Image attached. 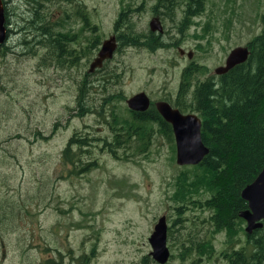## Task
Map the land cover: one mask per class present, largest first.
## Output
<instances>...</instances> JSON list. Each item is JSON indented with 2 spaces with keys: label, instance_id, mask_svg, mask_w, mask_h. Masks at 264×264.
Masks as SVG:
<instances>
[{
  "label": "rangeland",
  "instance_id": "1",
  "mask_svg": "<svg viewBox=\"0 0 264 264\" xmlns=\"http://www.w3.org/2000/svg\"><path fill=\"white\" fill-rule=\"evenodd\" d=\"M3 1L9 32L0 45V206L6 202L10 208L0 207V264H43L50 259L77 264L75 259L92 248L88 264H138L151 250L147 239L160 216L170 254L163 264L189 262L188 257L179 260L180 244L199 242L200 234L209 237L204 234L209 211L176 215L172 209L170 184L188 168L175 163L173 140L152 125L144 152H139L143 143L132 139L112 155L96 138L110 137L104 122L110 108L128 119L125 100L132 95L144 92L155 101L166 90L173 96L180 71L190 62L206 67L193 80L213 76L230 49L259 34L264 0H204L185 26L179 24L184 0L177 1L173 12L161 9V47L124 46L113 52L104 72L119 77L103 83L94 81L98 75L87 78L95 89L84 86L86 108L77 94L98 45L121 34L113 24L128 2L142 6L139 11L129 6L128 18L137 31H146L156 0ZM80 16L87 22L84 31ZM34 17L43 18L48 40L71 43V65L64 58L56 64V49L48 54L34 41L35 31L29 30ZM177 47L190 50L191 59L179 55ZM74 132L90 138L86 140L91 144L81 147L72 167L60 152ZM180 217L187 219L180 221L183 226L177 223ZM211 240L216 253L202 264H224L219 252L227 244L247 247L241 232L226 245L222 232ZM152 260L148 264H155Z\"/></svg>",
  "mask_w": 264,
  "mask_h": 264
},
{
  "label": "trees",
  "instance_id": "2",
  "mask_svg": "<svg viewBox=\"0 0 264 264\" xmlns=\"http://www.w3.org/2000/svg\"><path fill=\"white\" fill-rule=\"evenodd\" d=\"M177 1L156 0L157 3L162 4L171 2L178 4ZM184 1L186 4L181 8L180 25L190 16L199 13L204 3V0ZM2 2L4 4L3 0ZM129 6L134 11L141 9V5L128 2L114 21V30H122L121 34L116 36L115 51L124 46L143 47L149 50L160 47L161 43L157 36H152L148 31L141 32L135 29L133 22L128 18ZM158 7L159 5H154L151 9L157 11ZM37 19L38 17H34L29 25V30L32 28V31H35L34 41L37 44L39 41L47 48L56 49L55 39H47L49 31L45 28L43 18ZM40 34L42 38H36ZM22 41L27 42L25 39ZM246 46L249 52L244 62L215 77L196 80L191 91V99L180 102L177 106L188 108L197 114L200 119V140L208 149L198 163L185 165L188 168L180 170L170 184L172 190L168 199L176 215H182L186 211H209L205 220L208 229L204 233H210L209 237L200 234L199 242L187 241L185 244H180L179 260L190 258L186 264H202L204 258L207 260L216 253L211 240L214 233L224 234L225 245L236 232L244 233L243 220L238 213L246 208V202L240 198V190L253 180L264 164V19L259 34L247 42ZM71 49L67 46L64 53L63 58L67 59L66 65H71L74 58ZM64 59L62 62L65 61ZM189 64V67L182 72L185 88L192 82L193 75L206 69L196 63ZM118 77L119 74L111 72L109 76L103 78L117 81ZM84 94V88H80L78 100L80 105L86 108L87 106L81 101ZM93 112L100 115L96 109ZM127 112L130 113L129 110ZM104 122L111 131L110 137L96 138V140H100L112 155L115 154L116 148H126L132 139L143 143V148L139 152H144L151 134V126L156 122L164 136L173 140L170 125L161 120L156 111L149 109L136 114L130 113L128 119H122L113 108H110ZM86 139L90 141V138L75 132L69 136L62 151L65 163L72 167L77 165L75 162L78 161L81 147L91 144ZM72 145H76L77 149L72 151ZM90 163L93 165V162ZM177 220L179 226H183L180 221L187 219L180 217ZM186 238H189L188 235ZM244 239L247 243L246 248L241 245L232 247V243L237 244L234 238L232 243L227 244V247L219 252L224 264L255 262L264 264V244L259 240L260 236L256 235L254 238L244 235ZM93 251L92 248L88 253H81L75 259L77 264H88L89 259L94 255ZM168 257L170 258V254ZM150 258L149 254L144 255L139 259L138 264H148ZM43 264H56V262L50 259Z\"/></svg>",
  "mask_w": 264,
  "mask_h": 264
},
{
  "label": "water",
  "instance_id": "3",
  "mask_svg": "<svg viewBox=\"0 0 264 264\" xmlns=\"http://www.w3.org/2000/svg\"><path fill=\"white\" fill-rule=\"evenodd\" d=\"M148 26L152 31L161 32L157 17L150 18ZM5 36L3 2L0 0V45L4 42ZM115 47L116 42L113 37L103 40L96 56L89 63L88 71L92 72L94 68L100 67L104 60L110 59ZM248 52L246 45L230 49L223 64L213 69L214 74H222L234 65L244 62ZM179 53H182V50H179ZM191 55L190 51L186 52V58L190 59ZM148 102L149 99L144 92L134 94L125 100L128 109L137 111L144 110ZM154 104L158 113L171 126L175 146V163L180 166L198 163L208 150L200 140L198 116L194 113L181 114L163 101H156ZM239 195L246 202L247 207L241 210L238 216L245 221L244 231L248 233L260 225L257 222L258 219H264V164L253 180L240 190ZM165 232L164 216H160L147 239L151 248L148 254L158 264H163L169 256L165 245Z\"/></svg>",
  "mask_w": 264,
  "mask_h": 264
},
{
  "label": "flooded vegetation",
  "instance_id": "4",
  "mask_svg": "<svg viewBox=\"0 0 264 264\" xmlns=\"http://www.w3.org/2000/svg\"><path fill=\"white\" fill-rule=\"evenodd\" d=\"M181 4H182V7H184L185 6V4H186V2L185 1H183V2H181ZM154 5H159V7H158V9H157V11H154L153 9L151 10L152 11V13H151V18L152 17H157L158 18V20H159V22H160V25H161V32H156V31H152V30H150V28H149V26H148V29H146V31H148V32H150L151 33V35L152 36H157V38L160 40L161 39V35H162V33H163V29H162V23H161V18H160V16L163 14V12L164 11H169V12H173L174 11V9L177 7L176 5V3L175 2H171V3H166V4H162V3H157V2H154V4H153V7H154ZM170 6V7H169ZM166 10H165V9ZM141 9H142V6H141ZM161 9H164V11L163 10H161ZM3 11H4V7H3ZM181 15H182V12H181ZM83 17H81L80 19H82ZM83 21H81L82 22V24H83V27H82V30L84 31L86 28H87V22L85 21L86 19L84 18V19H82ZM4 23H5V18H4ZM187 24V21H184L183 22V24H181V25H183V26H185ZM6 25V24H5ZM59 30H62V26H61V24H59ZM9 32V30L8 29H6V36H7V33ZM6 36H5V38H6ZM60 38L62 37V36H59ZM110 37H113L114 38V40H115V42H116V47H117V39H116V35H114V36H110ZM5 40V39H4ZM103 41V40H102ZM102 43V42H101ZM101 43H100V45H98V47H97V50H96V53H95V55L97 54V51H98V49L100 48V46H101ZM69 44H71V43H69ZM68 44V45H69ZM68 45H65L64 44V42H63V40L62 41H59V40H56L55 39V46H56V56H57V59H56V61H55V63L56 64H62V60H63V57H64V53H65V51H66V47L68 46ZM46 47V46H45ZM49 47H51V45H49ZM116 47H115V49H116ZM160 47H161V45H160ZM157 48H159V47H157ZM46 49H47V51H48V54H50V52L51 51H54L55 49L53 48H47L46 47ZM115 49H114V52H115ZM72 51L74 50V48H72L71 49ZM179 50H182L181 48H179V47H177V51H178V54L179 55H181V56H183L184 54H185V56H186V52H184L183 50H182V53H179ZM190 51V50H189ZM188 52V51H187ZM191 52V51H190ZM192 53V52H191ZM192 56V55H191ZM191 59V58H190ZM109 60V59H108ZM106 61L107 60H104L103 61V63H102V65L99 67V68H96V69H94L92 72H89L88 70H87V73H85V74H83V79H84V81H83V83H81V87L80 88H84V86H85V84H86V87L87 86H89L90 87V90H93V89H95L94 88V86L92 85V82H89L88 80H86L87 78H91V79H93V77H94V75H98L97 77L95 76V78H94V81L95 80H97L98 82H106L107 80L105 79V78H103L104 76H106V74H105V67H106V65H105V63H106ZM190 63H195V62H190ZM197 64V63H196ZM189 65L190 64H188V65H186V66H184L183 68H182V70L180 71V79H179V81H178V83H177V88H176V90H175V92L173 93V96H172V94L170 93V92H168V91H166V90H162V92H164V93H162L161 95H160V97L157 99V100H155V101H152V100H150L149 98V102H148V105H147V107L144 109V110H142V111H137V110H131V109H128L129 111H130V113H132V114H136V112H144V111H146L147 109H149L150 111H156L157 112V114L160 116V118H161V120H163L164 122H166L163 118H162V116L158 113V111H157V109H156V107H155V102L156 101H163V102H165V103H167L168 104V106L170 107V108H172V109H176L179 113H181V114H186V113H194V114H196L195 112H193V111H190V109H188V108H178L177 106L180 104V102H185V101H189L190 99H191V91H192V89H193V86H194V83H195V81L196 80H198V79H194V80H192V82L190 83V85H187V88H185V82L183 81V76H182V72L185 70V69H187L188 67H189ZM198 65H200V64H198ZM94 71L96 72L95 74H94ZM102 71V72H101ZM213 74H214V72H213ZM195 75H198V74H195ZM195 75H193V76H195ZM220 75V74H219ZM215 76H217V74H214L213 76L212 75H205V77H215ZM204 77V78H205ZM201 79V78H200ZM92 85V86H91ZM92 87V88H91ZM84 99H85V96H83V98H82V100L81 101H83L84 102ZM77 101H79L78 100V94H77ZM197 115V114H196ZM199 118V117H198ZM167 124H169L168 122H166ZM155 125H156V127L158 128V123L156 122L155 123ZM170 125V124H169ZM170 128H171V126H170ZM159 129V128H158ZM60 154H62L61 152H60ZM41 193V192H40ZM40 193H38V196L41 198L42 196H44L45 195V192L43 193V195L41 196V194ZM39 198V199H40ZM1 207V209H9L10 208V205L9 204H7L6 202L5 203H3V205L2 206H0ZM247 207V206H246ZM242 219V218H241ZM243 220V219H242ZM257 222L258 223H260V225L258 226V227H256V228H253V229H251V231L250 232H245L244 231V226H245V221L243 220V232L244 233H242L243 235H245V236H252V237H256V235H258V236H260V238L261 239H259V240H261L262 242H263V244H264V219H258L257 220ZM0 245H2V242L0 243ZM3 255H4V253H3ZM254 264H262V263H257V262H255Z\"/></svg>",
  "mask_w": 264,
  "mask_h": 264
}]
</instances>
